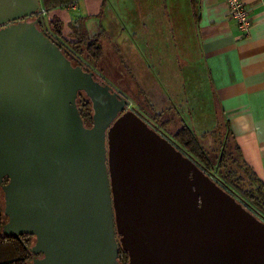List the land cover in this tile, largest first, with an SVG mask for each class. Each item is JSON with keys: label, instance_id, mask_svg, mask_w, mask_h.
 Instances as JSON below:
<instances>
[{"label": "water", "instance_id": "95a60500", "mask_svg": "<svg viewBox=\"0 0 264 264\" xmlns=\"http://www.w3.org/2000/svg\"><path fill=\"white\" fill-rule=\"evenodd\" d=\"M46 14L0 0V187L25 230L4 236L34 237L32 264H264V221L129 103L106 136L85 126L83 93L30 47L67 63Z\"/></svg>", "mask_w": 264, "mask_h": 264}, {"label": "rangeland", "instance_id": "374dc122", "mask_svg": "<svg viewBox=\"0 0 264 264\" xmlns=\"http://www.w3.org/2000/svg\"><path fill=\"white\" fill-rule=\"evenodd\" d=\"M45 17L48 27L50 17ZM109 17L105 20L108 32L100 37L103 49L100 59L93 60L86 44L82 45L83 53L71 47L97 79L88 71L76 68L63 52L67 63L59 65L48 53L53 51L52 46L49 50L42 48L41 43H33L30 47L38 56L50 61L60 75L67 76L72 82L73 98L82 92L84 95L80 100H89L100 136L107 135L120 115V105L129 103V110L146 117L164 136H174L183 127H189L209 150L211 163L216 164L222 146L227 144L228 147L234 140L198 52L191 51V57H180L181 46L175 42L174 26L170 20L163 26L162 21L161 26L158 24L153 30L150 27L148 33L135 38L125 33L116 16ZM155 19L159 23V19ZM62 25L66 43L76 41L73 29L86 31L83 24L73 25L65 20ZM86 36L89 40L97 37ZM102 81L110 86L111 93L97 85ZM2 181L0 172V184ZM244 181V187L250 189L249 178L245 177ZM3 195L5 192L0 187L1 202ZM24 231L20 223H7L2 229V233L8 236ZM122 260L123 264H129V259Z\"/></svg>", "mask_w": 264, "mask_h": 264}, {"label": "crops", "instance_id": "0c3cea01", "mask_svg": "<svg viewBox=\"0 0 264 264\" xmlns=\"http://www.w3.org/2000/svg\"><path fill=\"white\" fill-rule=\"evenodd\" d=\"M244 2L252 19L248 34L230 19L225 0H82L49 17L100 36L108 32L106 17L116 16L135 38L170 20L180 57L198 52L242 160L264 183V0Z\"/></svg>", "mask_w": 264, "mask_h": 264}, {"label": "trees", "instance_id": "16d2710c", "mask_svg": "<svg viewBox=\"0 0 264 264\" xmlns=\"http://www.w3.org/2000/svg\"><path fill=\"white\" fill-rule=\"evenodd\" d=\"M79 1L82 0H41V4L47 13V17H49V15L55 10L69 11L73 9L72 7L77 6ZM62 22L63 21L60 20L59 17L53 16L48 22V27L51 29L50 33L47 24L46 27L52 40L61 47L62 51L69 59L70 56H68L66 49L68 47H73L78 53H83V44H86L88 53H92L91 57L93 60L101 58L103 54L100 42L101 35L95 37L94 40H89L86 36L88 35L86 32H79L78 30L73 29L76 41L74 43L67 41L66 43L62 32ZM70 23L76 25L73 20ZM73 64L75 66H81L78 61H73ZM81 95H79L77 100L79 113L85 126L92 127L93 111L91 103L89 100L85 101L82 99L81 101ZM144 119L148 121L146 117H144ZM167 137L179 150L191 158L207 175L212 177L221 188L235 197L248 210L264 221V183L242 160L240 148L235 142L228 147L227 144L222 146L218 155L217 163L212 164L210 161L209 150L189 127H183L176 135ZM216 173H218V175ZM245 177L249 178L250 189L244 187ZM7 222L8 218L5 215V200L3 195V202L0 201V264H32L34 257H36L31 252V249L35 244H32V239H34L35 242L36 239L32 236H21L19 238L4 236L2 229ZM123 258L127 260L128 255L123 250H120L119 261L121 264H123Z\"/></svg>", "mask_w": 264, "mask_h": 264}, {"label": "built area", "instance_id": "2783aa9c", "mask_svg": "<svg viewBox=\"0 0 264 264\" xmlns=\"http://www.w3.org/2000/svg\"><path fill=\"white\" fill-rule=\"evenodd\" d=\"M229 8V17L238 27L246 34L249 33L252 27V19L249 9L244 0H225ZM73 6L72 8H75Z\"/></svg>", "mask_w": 264, "mask_h": 264}, {"label": "flooded vegetation", "instance_id": "af4514ba", "mask_svg": "<svg viewBox=\"0 0 264 264\" xmlns=\"http://www.w3.org/2000/svg\"><path fill=\"white\" fill-rule=\"evenodd\" d=\"M66 52H67V54H68V56H70V60L72 61V59H73V61L75 62V61H78L79 63H80V65H81V67H83L84 68V70L85 71H88V72H93L90 68H88L83 62H82V60H80L79 59V57L76 55V52L74 53L73 52V50L71 49V48H67L66 49ZM73 61H72V63H73ZM74 65V64H73ZM75 66V65H74ZM94 73V72H93ZM95 74V73H94ZM95 77H96V74H95ZM96 79H97V77H96ZM102 83H105L104 81H102ZM149 121V120H148ZM149 124L152 126V124L149 122ZM152 128H154L153 126H152ZM155 129V128H154ZM156 130V129H155ZM159 132V131H158ZM161 133V132H160ZM163 135V134H162ZM164 136V135H163ZM165 137H167V136H165ZM168 138V137H167ZM169 139V138H168ZM170 140V139H169ZM171 141V140H170ZM172 142V141H171ZM174 144V143H173ZM175 145V144H174Z\"/></svg>", "mask_w": 264, "mask_h": 264}]
</instances>
